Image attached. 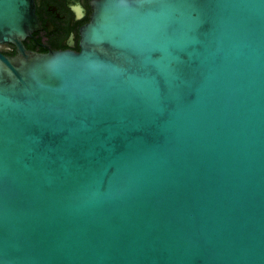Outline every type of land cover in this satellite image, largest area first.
<instances>
[{
    "label": "water",
    "instance_id": "water-1",
    "mask_svg": "<svg viewBox=\"0 0 264 264\" xmlns=\"http://www.w3.org/2000/svg\"><path fill=\"white\" fill-rule=\"evenodd\" d=\"M91 5L0 0V264H264V0Z\"/></svg>",
    "mask_w": 264,
    "mask_h": 264
},
{
    "label": "flooded vegetation",
    "instance_id": "flooded-vegetation-1",
    "mask_svg": "<svg viewBox=\"0 0 264 264\" xmlns=\"http://www.w3.org/2000/svg\"><path fill=\"white\" fill-rule=\"evenodd\" d=\"M38 29L23 40L28 50L79 51L80 30L89 21L94 0H33ZM12 44H2L0 52L13 55Z\"/></svg>",
    "mask_w": 264,
    "mask_h": 264
}]
</instances>
